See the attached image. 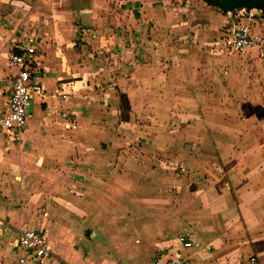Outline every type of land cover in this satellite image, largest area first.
<instances>
[{
	"label": "crops",
	"instance_id": "0c3cea01",
	"mask_svg": "<svg viewBox=\"0 0 264 264\" xmlns=\"http://www.w3.org/2000/svg\"><path fill=\"white\" fill-rule=\"evenodd\" d=\"M208 7L0 0V111L20 41L42 87L20 138L0 131V264H19L27 228L50 241L47 264H264V99L210 123L211 74L240 52L216 44L227 11ZM184 232L202 248H183Z\"/></svg>",
	"mask_w": 264,
	"mask_h": 264
},
{
	"label": "built area",
	"instance_id": "2783aa9c",
	"mask_svg": "<svg viewBox=\"0 0 264 264\" xmlns=\"http://www.w3.org/2000/svg\"><path fill=\"white\" fill-rule=\"evenodd\" d=\"M226 13L228 19L216 44L226 52L254 49L264 55V10L237 8ZM16 48L8 54V65L16 72L11 77L6 109L0 111V131H7L18 140L26 124L29 103L34 95L42 94V87L37 76V50L33 40L20 41ZM177 241L183 248H202L190 232L178 235ZM16 244L21 253L19 264H47L54 255L50 241L33 229L17 230ZM156 260H163L164 264H186V259L179 255L163 259L160 254Z\"/></svg>",
	"mask_w": 264,
	"mask_h": 264
},
{
	"label": "rangeland",
	"instance_id": "374dc122",
	"mask_svg": "<svg viewBox=\"0 0 264 264\" xmlns=\"http://www.w3.org/2000/svg\"><path fill=\"white\" fill-rule=\"evenodd\" d=\"M208 8L211 13L214 11L222 13V11L216 7L211 6ZM178 17L180 16H176V18ZM222 58L225 59V65L219 70L216 67V72L220 75L217 76V74L216 76H213V73L211 74V91L213 92L216 90L215 97L219 91L221 95L219 94L217 98H212L210 100H212V105L214 107H217L222 111L219 112L218 115H212L210 117V121H212L210 123L214 126L220 125V121H234V118L244 115V112H241L240 114L236 113L235 110L241 111V109H243L245 113L250 112L251 103L253 106H256L258 105V103H256L257 101L264 99V63L259 56H256L255 53L250 51L248 53H226ZM252 91L256 92L254 99L251 98ZM163 131L168 134H174V130L167 128H163ZM174 148V146H164L163 152L164 154L165 152L166 154H170V149ZM158 256H160V254H155L153 260H156ZM252 257L247 258L246 262L257 264L255 256L253 259Z\"/></svg>",
	"mask_w": 264,
	"mask_h": 264
},
{
	"label": "trees",
	"instance_id": "16d2710c",
	"mask_svg": "<svg viewBox=\"0 0 264 264\" xmlns=\"http://www.w3.org/2000/svg\"><path fill=\"white\" fill-rule=\"evenodd\" d=\"M206 4L226 12L237 8H261L264 10V0H203Z\"/></svg>",
	"mask_w": 264,
	"mask_h": 264
},
{
	"label": "water",
	"instance_id": "95a60500",
	"mask_svg": "<svg viewBox=\"0 0 264 264\" xmlns=\"http://www.w3.org/2000/svg\"><path fill=\"white\" fill-rule=\"evenodd\" d=\"M30 107H31V102L29 103V109H30Z\"/></svg>",
	"mask_w": 264,
	"mask_h": 264
}]
</instances>
